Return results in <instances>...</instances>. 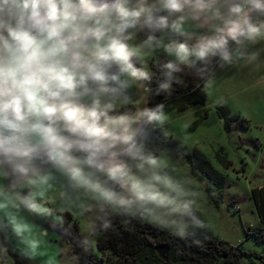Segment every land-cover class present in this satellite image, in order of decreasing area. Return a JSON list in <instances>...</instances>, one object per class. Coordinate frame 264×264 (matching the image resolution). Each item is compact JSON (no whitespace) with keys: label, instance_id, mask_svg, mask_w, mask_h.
Wrapping results in <instances>:
<instances>
[{"label":"clouds","instance_id":"obj_1","mask_svg":"<svg viewBox=\"0 0 264 264\" xmlns=\"http://www.w3.org/2000/svg\"><path fill=\"white\" fill-rule=\"evenodd\" d=\"M261 42L264 0H0V211L23 254L46 235L24 213L52 228L69 208L92 214L85 249L113 215L182 238L202 227L198 194L149 146L167 137L164 104L141 97L170 96L185 73L210 88Z\"/></svg>","mask_w":264,"mask_h":264},{"label":"rangeland","instance_id":"obj_2","mask_svg":"<svg viewBox=\"0 0 264 264\" xmlns=\"http://www.w3.org/2000/svg\"><path fill=\"white\" fill-rule=\"evenodd\" d=\"M248 52V59L214 69L212 86L204 88L207 117L196 128L193 129L196 112L202 114V107H191L182 113L164 109L167 133L191 152L200 150L224 177V187L213 184L201 169L194 171L182 153L164 151L158 156L166 161L167 170L174 179L187 181L186 186L198 194L194 210L212 233L223 244L246 252L244 264H264V240L252 234L255 230L263 229L252 190L264 186V42L250 46ZM253 53L258 55H251ZM154 55L155 59L163 58L162 53ZM153 64L154 60H150L148 67L156 74ZM182 81L178 85L184 88L198 86L202 82L187 73L182 74ZM141 99L149 106L161 103L156 96ZM219 103L226 104L236 116L231 131L226 130L224 119L218 112ZM221 149L227 157V164L217 157ZM56 187L58 189L59 184ZM207 187L212 188L217 201L208 193ZM236 206L238 210H235ZM67 211L73 214L80 233L85 235L93 215L81 216L75 207ZM7 212V209L0 211V249L7 248V252L0 251V264H80L79 256L69 241L49 228V219L27 213L24 215L36 231L46 235L41 237L42 244L37 254L25 256L24 246L8 226ZM120 219L128 225L126 220ZM99 237L100 234L92 237V252L100 258L102 252L97 248ZM160 243L164 242H154V245Z\"/></svg>","mask_w":264,"mask_h":264},{"label":"trees","instance_id":"obj_3","mask_svg":"<svg viewBox=\"0 0 264 264\" xmlns=\"http://www.w3.org/2000/svg\"><path fill=\"white\" fill-rule=\"evenodd\" d=\"M156 97L159 102L164 104V109L176 110L179 113L185 112L191 107H202V114L196 112L197 119L193 129L207 117L205 109L207 94L203 81L198 86L190 85L186 88L178 84L174 85L170 96ZM217 109L224 119L226 130L231 131L236 116L224 103H219ZM164 131L167 133V126L164 127ZM149 146L157 156L164 151L182 153L194 171L201 169L213 184L219 188L224 187V177L214 168L206 156L198 149L191 152L171 134L167 133L165 138L160 130L153 131ZM217 157L223 163H228L222 149L217 153ZM206 190L217 201L212 188L207 187ZM252 197L263 222V229L255 230L252 234L257 239L264 240V186L253 188ZM195 213L203 222V226L196 229L189 227L186 236L183 238L146 221L113 215L110 217L111 227L107 230H99L97 233L100 234L97 240V248L102 252L100 258L93 254L92 247L85 249L80 245L79 241L83 235L80 233L78 223L71 212L65 213L67 221L65 228H52L50 222H48V226L69 241L79 256L80 264H244L243 258L247 253L239 248L223 244L212 233L198 212L195 211ZM120 218L126 220L128 225L124 224ZM154 242L170 244L171 249L167 261H164L157 254ZM261 259L263 260L262 257Z\"/></svg>","mask_w":264,"mask_h":264},{"label":"water","instance_id":"obj_4","mask_svg":"<svg viewBox=\"0 0 264 264\" xmlns=\"http://www.w3.org/2000/svg\"><path fill=\"white\" fill-rule=\"evenodd\" d=\"M171 246L167 243H160L155 246V250L157 254L162 258L164 261L168 260V255L170 252Z\"/></svg>","mask_w":264,"mask_h":264},{"label":"built area","instance_id":"obj_5","mask_svg":"<svg viewBox=\"0 0 264 264\" xmlns=\"http://www.w3.org/2000/svg\"><path fill=\"white\" fill-rule=\"evenodd\" d=\"M238 209H239V208L236 206V207H235V210H238Z\"/></svg>","mask_w":264,"mask_h":264}]
</instances>
